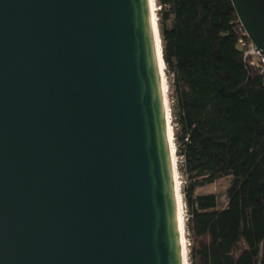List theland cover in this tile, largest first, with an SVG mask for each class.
I'll return each mask as SVG.
<instances>
[{
  "label": "water",
  "instance_id": "1",
  "mask_svg": "<svg viewBox=\"0 0 264 264\" xmlns=\"http://www.w3.org/2000/svg\"><path fill=\"white\" fill-rule=\"evenodd\" d=\"M150 3L0 0V264H182Z\"/></svg>",
  "mask_w": 264,
  "mask_h": 264
},
{
  "label": "trees",
  "instance_id": "2",
  "mask_svg": "<svg viewBox=\"0 0 264 264\" xmlns=\"http://www.w3.org/2000/svg\"><path fill=\"white\" fill-rule=\"evenodd\" d=\"M188 264H264V73L231 0H153ZM231 176L227 203L199 186Z\"/></svg>",
  "mask_w": 264,
  "mask_h": 264
},
{
  "label": "bare ground",
  "instance_id": "3",
  "mask_svg": "<svg viewBox=\"0 0 264 264\" xmlns=\"http://www.w3.org/2000/svg\"><path fill=\"white\" fill-rule=\"evenodd\" d=\"M154 12H155V8H154V2L153 0H151L150 3V16H151V21H152V28H153V33H154V37H155V48H156V54H157V59H158V64H159V68H160V85H161V90L162 93L164 94L165 99L166 98V91H167V85H166V79L164 76V71H163V63L162 60L160 58V45H159V40H158V35H157V29H156V23H155V16H154ZM168 142L170 145V149L172 152V156H173V161H175V156H174V148H173V144H172V130L171 127L168 125ZM174 188H175V192H176V200H177V205H176V219H177V223H178V227H179V231H180V246L182 249V264H188L187 260H186V239H185V232H184V220H183V210H182V202H181V197H180V193H179V183L176 177V172H174Z\"/></svg>",
  "mask_w": 264,
  "mask_h": 264
},
{
  "label": "rangeland",
  "instance_id": "4",
  "mask_svg": "<svg viewBox=\"0 0 264 264\" xmlns=\"http://www.w3.org/2000/svg\"><path fill=\"white\" fill-rule=\"evenodd\" d=\"M157 9H158V7L155 5V10H157ZM154 16H155V12H154ZM167 103H168V100H167ZM175 160H176V157H175ZM176 177H177V180H178V183H179V193H180L181 202H182L183 220L185 221V219H186V211H185L184 200H183V197H182V184H183V180H184V175L179 174L178 172H176ZM231 179H232L231 176H224V177H221V178L215 180L212 183L199 186L196 189V194L213 193L215 195V197H216L217 208H219V209L224 208L226 206V203H227L226 190H227V188H228V186H229V184L231 182ZM185 239H186V243H187V245H186V249H187L188 238H187V233L186 232H185Z\"/></svg>",
  "mask_w": 264,
  "mask_h": 264
},
{
  "label": "built area",
  "instance_id": "5",
  "mask_svg": "<svg viewBox=\"0 0 264 264\" xmlns=\"http://www.w3.org/2000/svg\"><path fill=\"white\" fill-rule=\"evenodd\" d=\"M239 23V29H240V36L238 38V45L240 49L243 51L244 57H254L255 60L261 61V69L264 73V63L263 59L261 58L259 52L257 51L255 45L253 42L248 38L245 30L243 29L242 25L240 24L239 20H237ZM256 49V50H254ZM189 244V243H188Z\"/></svg>",
  "mask_w": 264,
  "mask_h": 264
}]
</instances>
